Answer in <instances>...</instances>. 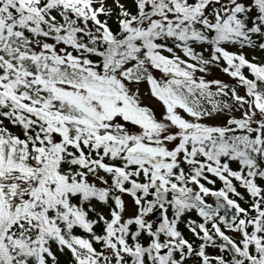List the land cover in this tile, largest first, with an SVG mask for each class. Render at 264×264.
<instances>
[{"label":"snow or ice","instance_id":"1","mask_svg":"<svg viewBox=\"0 0 264 264\" xmlns=\"http://www.w3.org/2000/svg\"><path fill=\"white\" fill-rule=\"evenodd\" d=\"M0 264H264V0H0Z\"/></svg>","mask_w":264,"mask_h":264}]
</instances>
